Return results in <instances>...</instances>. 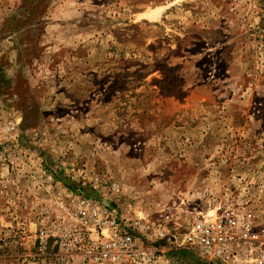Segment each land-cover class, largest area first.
Wrapping results in <instances>:
<instances>
[{"label":"rangeland","instance_id":"1","mask_svg":"<svg viewBox=\"0 0 264 264\" xmlns=\"http://www.w3.org/2000/svg\"><path fill=\"white\" fill-rule=\"evenodd\" d=\"M92 195L264 220V0H0V264Z\"/></svg>","mask_w":264,"mask_h":264},{"label":"built area","instance_id":"2","mask_svg":"<svg viewBox=\"0 0 264 264\" xmlns=\"http://www.w3.org/2000/svg\"><path fill=\"white\" fill-rule=\"evenodd\" d=\"M109 187L119 195L117 184ZM73 207L60 228L45 226L36 236L54 264H264V220L236 202L123 209L92 195ZM18 225L24 233L25 223Z\"/></svg>","mask_w":264,"mask_h":264}]
</instances>
